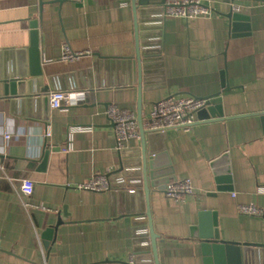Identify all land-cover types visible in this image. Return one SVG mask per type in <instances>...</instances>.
<instances>
[{
  "label": "crops",
  "instance_id": "0c3cea01",
  "mask_svg": "<svg viewBox=\"0 0 264 264\" xmlns=\"http://www.w3.org/2000/svg\"><path fill=\"white\" fill-rule=\"evenodd\" d=\"M40 1L0 0V264H155L153 254V263L147 260L152 248L147 250L137 234L145 227L150 234L148 211L159 236L160 264H208L204 239L192 235L204 210L217 213L224 241L264 244V215L245 216L239 210L256 203L264 214V194L258 192L264 185V136L228 145L230 173L220 176L230 178L229 191H217L218 177L197 125L157 138V150L164 149L157 156L159 167L171 172L166 180L188 178L194 194L176 200L150 185L148 203L135 183L140 179L131 176L130 181L124 173L117 191L80 189L96 175L118 173L125 157L133 170L139 167L141 141H129L123 151L128 154L120 152L106 114L109 105L117 104L138 117L133 8L127 0L45 5L38 27L39 34H47L41 47L44 76L40 85L29 76L27 82L34 83L28 84V94L12 98L3 80L17 69V50L30 44ZM202 2L211 12L192 19L162 21L164 0L139 7L142 55L161 57L163 68L182 79L170 89L142 92L144 119L171 90L191 94L198 78L202 86V77L217 65L213 60L224 53L232 90L214 104H221L225 118L264 112V2ZM234 6L250 9V35L232 37L226 14ZM66 47L73 58H65ZM57 90L69 91L77 110L51 108L49 94ZM48 148L60 150H51L44 165ZM24 179L35 182L30 197L22 192ZM244 250L247 264H264V249Z\"/></svg>",
  "mask_w": 264,
  "mask_h": 264
},
{
  "label": "water",
  "instance_id": "95a60500",
  "mask_svg": "<svg viewBox=\"0 0 264 264\" xmlns=\"http://www.w3.org/2000/svg\"><path fill=\"white\" fill-rule=\"evenodd\" d=\"M69 0H55L54 2L40 1V17L38 20L31 22L32 32L30 44L27 48L17 50V69L10 73L3 80L5 84V94L12 98L25 97L28 94V77L36 79L35 83L40 85L41 77L44 76L42 70L43 54L40 46L41 37L39 34V21H43L44 6L47 4L57 3L63 4ZM132 4L135 26H136V46L137 57L134 63L136 73V83L138 85V123L141 134V147L137 153L136 162L138 163L137 170L133 171L129 160L122 161L119 170L132 180L131 176L140 179V182L135 183L139 187H143L146 201L150 202V185L159 186L160 181L170 182L171 172L159 167L158 153L164 149L157 150V138L166 135L165 133L148 134L144 128L143 118V102L142 92L154 89L170 87L178 82V76H171L170 72L163 68V59L161 57H145L140 49V34L138 28V10L140 6L149 5L153 0H127ZM242 0H224L226 3H234ZM256 2H264V0H254ZM251 11L244 7L240 12L234 11L231 8L226 14L231 22V33L233 38L244 37L251 34ZM226 53L213 60L217 65L207 71L202 86L199 84V79L196 81V88L189 90L188 93L195 95L201 100H205V106L196 113L197 121L194 125L200 126L202 136L207 143V155L212 159V167L217 175V191H229L232 189L230 178L228 176H220L224 173H230V169L226 166L228 160V145L234 146L239 143L250 141L254 138L264 136V112L252 116H242L239 118H225L221 104H214V99L222 92L232 90L229 84L227 73ZM182 79H180L181 81ZM183 91V90H182ZM43 92H46L44 90ZM172 91L171 93H177ZM186 92V91H185ZM49 100V98H48ZM51 150L57 152L60 148L47 149L44 153L43 163L47 164ZM128 154L126 152H123ZM122 153V154H123ZM140 175V176H139ZM137 179V180H138ZM177 180V179H176ZM141 185V186H140ZM160 188V187H158ZM211 195H216L211 194ZM150 227V238L152 242V254L155 259V264H160L158 256V238L153 227V220L150 211L147 213ZM47 233H50L49 231ZM193 236H198L204 239L202 242L203 253L207 258L208 264H247L246 248L264 249V244L224 241L221 238V232L218 227L217 213L210 211H201L199 213V226L193 228Z\"/></svg>",
  "mask_w": 264,
  "mask_h": 264
},
{
  "label": "built area",
  "instance_id": "2783aa9c",
  "mask_svg": "<svg viewBox=\"0 0 264 264\" xmlns=\"http://www.w3.org/2000/svg\"><path fill=\"white\" fill-rule=\"evenodd\" d=\"M69 1L84 2L85 0ZM233 9L236 12H240L242 10V8L238 6H234ZM210 12V9L203 4L202 0H164V4L161 6V19L162 21L170 18L192 19L207 16ZM40 37V46L43 48L46 44L47 34L45 32H42L40 33ZM161 38L162 37H157V39ZM65 49V58H73L74 54L70 53L69 48L66 47ZM49 101L51 108L55 109L60 108L63 105H68L69 110H77L78 108V106H76V103H72L73 100L71 97V93L66 90H57L50 93ZM205 104V100H201L192 94H170L152 105L149 115L146 119H144V128L148 134L157 132L165 133L174 128H190L196 122L195 118L197 111L202 109ZM106 114L112 123L117 148L118 150H120V152L126 151L125 149L129 141H141L138 118L134 112L126 108H122L117 104H111L108 106ZM47 136L50 137L51 134L48 133ZM63 149L67 148L63 147ZM125 159L126 157L124 158V160ZM120 174L121 173L118 172L107 175H96L88 182L81 184L80 189L112 192L119 186L117 182ZM158 187L162 188L167 197L176 200H183L187 196L195 193L193 183L188 178L181 180H172L167 183L163 181L160 182ZM34 189L35 182L32 179L22 180V192L26 197L32 196V194L34 193ZM131 191L134 192V190ZM258 192L264 194V185L259 186ZM27 206H33L35 208L46 210L49 209L44 204L32 205L31 203H28ZM239 210L240 213L245 216L264 215L263 210L256 203L240 205ZM137 234L142 237L141 242L143 246L147 250L151 251L152 245L148 229L146 227L140 229V232H137ZM147 260L153 263L154 260L151 252L150 254H148ZM131 262H135L134 256L132 257Z\"/></svg>",
  "mask_w": 264,
  "mask_h": 264
}]
</instances>
